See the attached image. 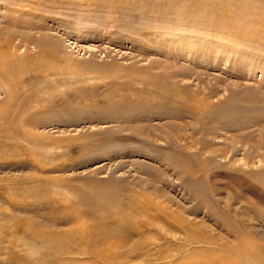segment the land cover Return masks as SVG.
Here are the masks:
<instances>
[{"label": "rangeland", "instance_id": "rangeland-1", "mask_svg": "<svg viewBox=\"0 0 264 264\" xmlns=\"http://www.w3.org/2000/svg\"><path fill=\"white\" fill-rule=\"evenodd\" d=\"M0 264H264V0H0Z\"/></svg>", "mask_w": 264, "mask_h": 264}]
</instances>
